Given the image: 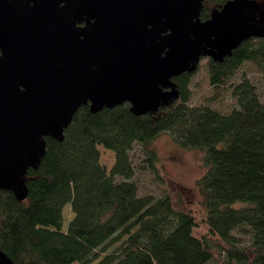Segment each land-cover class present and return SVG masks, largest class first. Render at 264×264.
I'll list each match as a JSON object with an SVG mask.
<instances>
[{
	"label": "trees",
	"instance_id": "16d2710c",
	"mask_svg": "<svg viewBox=\"0 0 264 264\" xmlns=\"http://www.w3.org/2000/svg\"><path fill=\"white\" fill-rule=\"evenodd\" d=\"M227 1L205 0L201 18ZM207 61L211 84L231 86L237 107L226 113L192 105L198 69L174 78L179 99L156 113L136 114L129 102L96 113L82 106L63 141L47 137L39 168L28 172V198L0 189V248L18 264H264V102L251 79L232 81L248 61L264 72V37L244 41L223 61ZM164 132L205 153L204 235L169 192H140L131 152ZM100 146L115 153L110 172ZM147 155L154 168L156 151ZM68 204L75 216L66 227Z\"/></svg>",
	"mask_w": 264,
	"mask_h": 264
},
{
	"label": "water",
	"instance_id": "95a60500",
	"mask_svg": "<svg viewBox=\"0 0 264 264\" xmlns=\"http://www.w3.org/2000/svg\"><path fill=\"white\" fill-rule=\"evenodd\" d=\"M0 0V189L29 196L27 176L65 139L77 111L126 102L139 115L176 102L174 78L264 37L257 0ZM0 264H18L0 248Z\"/></svg>",
	"mask_w": 264,
	"mask_h": 264
},
{
	"label": "rangeland",
	"instance_id": "374dc122",
	"mask_svg": "<svg viewBox=\"0 0 264 264\" xmlns=\"http://www.w3.org/2000/svg\"><path fill=\"white\" fill-rule=\"evenodd\" d=\"M257 1L264 10V0ZM207 60V57L202 60L198 71L192 78L190 86L193 95L190 103L192 105L209 104L228 113L238 106L237 98L232 95L231 86L216 87L211 84ZM243 78H249L254 82L264 102V72L253 62L248 61L237 71L232 81L238 83ZM147 149H153L157 153L154 168L148 161ZM100 150L101 161L110 172L116 162L115 153L104 146H100ZM131 155L141 194H152L159 197L169 192L177 209L194 214L197 220L195 233L199 236L206 234L209 231L206 222L208 210L205 194L199 185V180L208 170L205 153L198 149L182 148L169 132H164L147 148L141 144H135ZM64 210V225L68 227L69 221L74 218L75 214L70 204L66 205ZM119 244L120 242L115 243L107 252L113 251ZM97 262L98 260L93 264Z\"/></svg>",
	"mask_w": 264,
	"mask_h": 264
}]
</instances>
